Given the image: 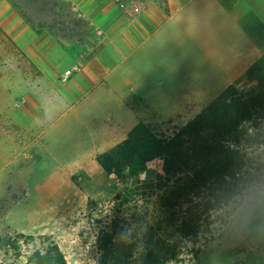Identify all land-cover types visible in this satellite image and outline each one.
Returning <instances> with one entry per match:
<instances>
[{
    "label": "crops",
    "instance_id": "1",
    "mask_svg": "<svg viewBox=\"0 0 264 264\" xmlns=\"http://www.w3.org/2000/svg\"><path fill=\"white\" fill-rule=\"evenodd\" d=\"M60 1L92 29L83 48L0 0V26L62 103L42 112L25 95L8 120L0 110V233L33 196L58 198L67 170L103 169L96 158L127 139L144 107L191 121L229 87L254 85L248 71L264 56V0Z\"/></svg>",
    "mask_w": 264,
    "mask_h": 264
},
{
    "label": "rangeland",
    "instance_id": "2",
    "mask_svg": "<svg viewBox=\"0 0 264 264\" xmlns=\"http://www.w3.org/2000/svg\"><path fill=\"white\" fill-rule=\"evenodd\" d=\"M8 2L23 19L35 22L37 28L65 45L83 48L92 42L90 39L94 35L84 17L64 7L60 0ZM54 91L43 74L0 26L2 120H8L10 106L22 100L25 95L33 96L40 103L42 112L48 109L49 101L57 109L60 108L62 103L56 99ZM143 111L145 120L166 137L172 136L178 128L189 122L163 120L146 107ZM251 132H264V123ZM253 150L252 159L259 168L264 164V146H254ZM105 160V154L96 158L100 164ZM64 176L66 182L58 198L40 201L33 196L32 200L24 204L21 202L17 216L7 219L3 224L0 235L4 244H0V264H31L30 260L34 256L45 255L53 245L58 246L67 264H98L102 258L100 246L103 233L115 230L121 234L127 232L128 237L124 239L129 244L137 243L140 246L146 238V231L157 225L159 192L154 181L158 176H168L164 161L151 162L147 173L141 172L136 176L132 168L126 170L123 179L107 175L101 168L72 173L67 170ZM257 194L249 190L235 198L222 211L212 214V224L206 227L199 241L195 244L187 243L190 250L194 245L196 248L205 246L199 261L185 264H230L232 258L227 256L228 249H232L234 254L238 253L245 229L252 218L242 207ZM8 238L10 241L6 240ZM5 242L8 244L5 245ZM55 255L57 253L53 252ZM185 256L186 251L181 260ZM37 261L32 260V264H40Z\"/></svg>",
    "mask_w": 264,
    "mask_h": 264
},
{
    "label": "trees",
    "instance_id": "3",
    "mask_svg": "<svg viewBox=\"0 0 264 264\" xmlns=\"http://www.w3.org/2000/svg\"><path fill=\"white\" fill-rule=\"evenodd\" d=\"M247 76L254 85L242 90L229 87L172 136L166 137L144 119L105 154L104 172L118 179L131 168L135 176L147 173L156 160L166 163L168 176L154 181L159 192L157 225L146 231L140 246L124 239L127 232L103 233L98 264L197 263L205 246L190 250L187 243H197L211 226L212 214L249 190L258 194L242 209L252 218L238 253L228 249L227 256L232 258L230 264H264V164L256 167L251 155L254 146H264V132H251L264 123V56ZM0 244H4L1 236ZM184 251L187 256L181 260ZM32 260L67 264L54 245Z\"/></svg>",
    "mask_w": 264,
    "mask_h": 264
},
{
    "label": "built area",
    "instance_id": "4",
    "mask_svg": "<svg viewBox=\"0 0 264 264\" xmlns=\"http://www.w3.org/2000/svg\"><path fill=\"white\" fill-rule=\"evenodd\" d=\"M133 4V8H135L136 7V5L134 4V3H132ZM79 71V68L78 67H75L74 69H72V70H70V71H67L66 73H65V76H72V74L74 73V72H78Z\"/></svg>",
    "mask_w": 264,
    "mask_h": 264
}]
</instances>
